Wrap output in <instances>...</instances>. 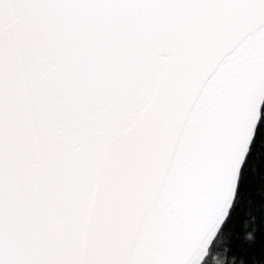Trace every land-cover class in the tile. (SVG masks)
Segmentation results:
<instances>
[{
  "label": "snow or ice",
  "instance_id": "snow-or-ice-1",
  "mask_svg": "<svg viewBox=\"0 0 264 264\" xmlns=\"http://www.w3.org/2000/svg\"><path fill=\"white\" fill-rule=\"evenodd\" d=\"M0 264H264V0H0Z\"/></svg>",
  "mask_w": 264,
  "mask_h": 264
}]
</instances>
